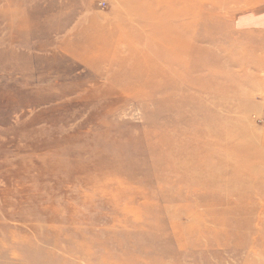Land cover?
Here are the masks:
<instances>
[{
    "label": "rangeland",
    "instance_id": "374dc122",
    "mask_svg": "<svg viewBox=\"0 0 264 264\" xmlns=\"http://www.w3.org/2000/svg\"><path fill=\"white\" fill-rule=\"evenodd\" d=\"M219 3L197 24L225 71L155 91L89 50L144 49L142 6L0 0V264H264V0Z\"/></svg>",
    "mask_w": 264,
    "mask_h": 264
},
{
    "label": "bare ground",
    "instance_id": "6f19581e",
    "mask_svg": "<svg viewBox=\"0 0 264 264\" xmlns=\"http://www.w3.org/2000/svg\"><path fill=\"white\" fill-rule=\"evenodd\" d=\"M126 1L129 2V4L135 3L140 5L144 10L142 13L143 15L134 16V19L144 24L143 30L145 32H143L141 36H135V38H139L141 42L143 41L145 46L144 49H141L138 46L130 48L127 46L124 47L125 50L123 51L122 49H119V47H116V44L113 43L111 35L108 37V41L104 40L102 43L91 44L89 46L90 53H92V55L97 59L104 58L107 53H111V55H113L112 58L115 59V61L122 67L121 71L115 74L114 77H117L125 84L149 86L153 87L155 91H159L162 88L160 83H162L165 88L170 85V82L165 80L169 76L174 77V79H178L179 81H184L188 78L182 75H177V67H179L177 70L186 68L190 70V72L193 71V74L189 73L187 76L191 79L197 77L196 82L201 88L213 84L218 78L216 73L225 71L223 63L217 61V56L214 54L215 52L205 49L200 45V43L204 41L209 34L214 33L215 27L209 24V27L200 26L198 28L197 24L199 18L203 16V14L206 15V17L212 16L213 7H217V5L222 2L219 3V0H182L183 4H180L175 3L176 0ZM201 1L207 2V6H205V4ZM195 27L198 29H195ZM80 45V42H76V44L69 42V45L63 43L61 48L67 53L81 56L83 54V50ZM216 47L222 49V46L220 45H217ZM150 61L157 63L160 62L163 64L161 67H165V70L167 71V73L163 76V80H156L158 78H156L155 70L143 72L138 71L142 62L150 63ZM130 65L133 67H130ZM203 71H213V77H203ZM208 73L209 72H207V74ZM233 79L234 77L231 75L224 78V80L231 83ZM222 90L230 92L231 85L222 87L219 90L218 95L222 94L223 96L226 93ZM243 95H245L244 92ZM215 122L216 121L212 119L210 122L211 126ZM206 127H208V125ZM206 127H203L202 124H200L198 128H200L201 132H204V128ZM191 128L197 127L193 125ZM199 136L200 137L197 140L198 143L195 145L194 153L187 152L186 148L192 147L188 144V142L184 144L183 152L186 157L192 159L201 153L210 157L216 152L214 148H211L212 144H203V134ZM116 174L121 173L117 171ZM257 181L258 180H256V182Z\"/></svg>",
    "mask_w": 264,
    "mask_h": 264
}]
</instances>
